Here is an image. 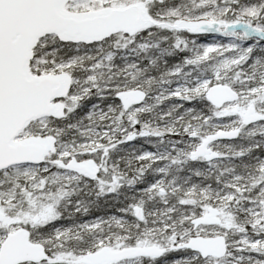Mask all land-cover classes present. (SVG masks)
<instances>
[{"label":"snow or ice","instance_id":"6c2138e0","mask_svg":"<svg viewBox=\"0 0 264 264\" xmlns=\"http://www.w3.org/2000/svg\"><path fill=\"white\" fill-rule=\"evenodd\" d=\"M0 264H264V0H0Z\"/></svg>","mask_w":264,"mask_h":264}]
</instances>
